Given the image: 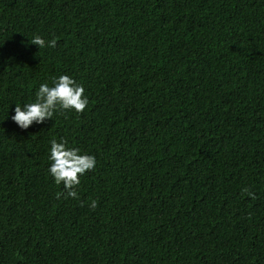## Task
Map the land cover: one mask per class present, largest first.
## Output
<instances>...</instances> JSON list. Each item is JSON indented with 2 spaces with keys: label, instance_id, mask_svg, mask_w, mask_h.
Here are the masks:
<instances>
[{
  "label": "trees",
  "instance_id": "16d2710c",
  "mask_svg": "<svg viewBox=\"0 0 264 264\" xmlns=\"http://www.w3.org/2000/svg\"><path fill=\"white\" fill-rule=\"evenodd\" d=\"M0 264H264V0H0Z\"/></svg>",
  "mask_w": 264,
  "mask_h": 264
}]
</instances>
